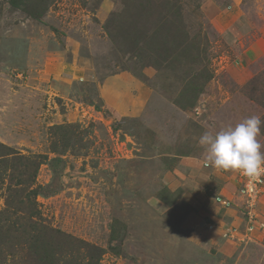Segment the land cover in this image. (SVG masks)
<instances>
[{"label":"rangeland","instance_id":"374dc122","mask_svg":"<svg viewBox=\"0 0 264 264\" xmlns=\"http://www.w3.org/2000/svg\"><path fill=\"white\" fill-rule=\"evenodd\" d=\"M175 1L52 0L36 23L0 0V144L14 152V166L0 165V210L19 224L39 211L44 224L104 248L100 264H264L263 202L249 233L260 243L242 240L243 175L206 166L198 142L264 121V0H180L203 61L190 65L179 50L177 63L159 65L131 36H149ZM204 66L213 78L196 106L180 109L175 98ZM57 126L76 140L63 154L51 150ZM257 139L264 145V123ZM38 157L35 181L21 185L18 159ZM196 166L215 178L199 205L168 188L170 173ZM22 188L41 190L30 200ZM114 224L123 255L109 251ZM0 249L1 264H33L18 238Z\"/></svg>","mask_w":264,"mask_h":264},{"label":"trees","instance_id":"16d2710c","mask_svg":"<svg viewBox=\"0 0 264 264\" xmlns=\"http://www.w3.org/2000/svg\"><path fill=\"white\" fill-rule=\"evenodd\" d=\"M9 4L15 9L23 11L31 20L36 23H42L52 0H8ZM180 0L173 3L172 9L174 12L169 14V17H159L155 21L154 29L149 32V36L139 34L138 37L133 33L131 39L134 40V47L138 49L137 54L144 56L152 55L155 57V63L159 65L177 63V55L184 54L185 62L190 65H200L203 59L199 56H194L195 48L187 39V32L183 24L181 8L178 6ZM167 4H169L167 2ZM149 15V14H148ZM144 44L145 51L142 52L141 44ZM140 44V45H139ZM136 50V49H135ZM140 51V52H139ZM140 54V55H141ZM143 56V57H144ZM173 61V62H168ZM168 62V63H167ZM194 67L190 72L193 73ZM208 71V72H207ZM201 72V73H199ZM199 72H195L187 78L185 86L175 98L174 102L182 110H187L196 106L200 95L204 92L205 86L213 78L207 66ZM260 78V77H257ZM258 79H255V81ZM254 81L247 85L252 86ZM184 85V84H183ZM252 88V87H251ZM87 133V132H86ZM88 134V133H87ZM76 140L66 133V127L57 126L52 129L51 150L58 154H63L73 149ZM85 147V145L83 146ZM14 152L5 145L0 144V165H13L14 157L8 158L7 155ZM1 159V158H0ZM25 159V161H23ZM22 164L25 165V171L18 173L20 184L30 183V180L35 181L39 166L43 160L38 158H20ZM11 162V164H9ZM26 172V174H25ZM0 172V179H1ZM28 191V188H22ZM41 188H34L28 191V198L37 197ZM42 193V191H41ZM31 202V207H32ZM34 206H36L34 202ZM33 209V208H32ZM13 212L15 211L14 209ZM10 209L0 210V248L11 242L12 239L18 238V246L28 250L29 258L33 264H100L106 251L104 248L91 245L69 234L64 233L59 229L52 228L48 224H44L41 213L36 210L29 222L31 224H19V221L12 222ZM37 219L34 220V219ZM118 224L112 226V237L109 243V251L114 255H123L124 251L122 244L115 238ZM1 250V249H0ZM1 255V253H0ZM1 259V257H0ZM1 264V263H0Z\"/></svg>","mask_w":264,"mask_h":264},{"label":"clouds","instance_id":"9594fccd","mask_svg":"<svg viewBox=\"0 0 264 264\" xmlns=\"http://www.w3.org/2000/svg\"><path fill=\"white\" fill-rule=\"evenodd\" d=\"M262 123L259 116H252L215 134L205 132L198 142L205 150L206 166L239 171L250 179L264 175V145L257 139Z\"/></svg>","mask_w":264,"mask_h":264},{"label":"crops","instance_id":"0c3cea01","mask_svg":"<svg viewBox=\"0 0 264 264\" xmlns=\"http://www.w3.org/2000/svg\"><path fill=\"white\" fill-rule=\"evenodd\" d=\"M178 173L177 176L174 177V174H169V187L171 188L173 192H176L177 195L183 200H185L187 203L193 204V205H199L206 202V197L208 196V188L215 183V178L212 176L211 171L209 168H206L204 166H196L192 168L189 172H182ZM264 206V199L262 200ZM245 203V202H244ZM261 208V206H260ZM261 209H258V212ZM216 212H218L216 210ZM219 214V213H218ZM245 225V232L240 233L237 230V234L241 236L242 240H249L254 241V237H250L249 233L247 232L248 229V221L243 216ZM255 232V231H254ZM256 243H260L258 241H254ZM253 244V243H251Z\"/></svg>","mask_w":264,"mask_h":264},{"label":"built area","instance_id":"2783aa9c","mask_svg":"<svg viewBox=\"0 0 264 264\" xmlns=\"http://www.w3.org/2000/svg\"><path fill=\"white\" fill-rule=\"evenodd\" d=\"M243 193L245 197V216L248 221V233L257 229V213L260 203L264 199V175L250 179L243 175ZM263 227V224H258Z\"/></svg>","mask_w":264,"mask_h":264}]
</instances>
